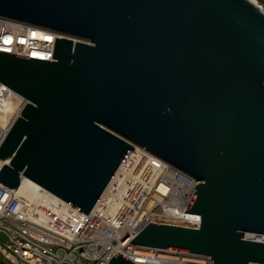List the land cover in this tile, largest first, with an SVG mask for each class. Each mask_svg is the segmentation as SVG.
<instances>
[{
	"label": "water",
	"instance_id": "95a60500",
	"mask_svg": "<svg viewBox=\"0 0 264 264\" xmlns=\"http://www.w3.org/2000/svg\"><path fill=\"white\" fill-rule=\"evenodd\" d=\"M59 33L53 59L0 52L25 100L0 183L27 178L85 214L133 145L202 183L199 229L150 223L131 244L264 264V12L249 0H0ZM69 38L78 39L74 42ZM111 264H135L119 253Z\"/></svg>",
	"mask_w": 264,
	"mask_h": 264
},
{
	"label": "built area",
	"instance_id": "2783aa9c",
	"mask_svg": "<svg viewBox=\"0 0 264 264\" xmlns=\"http://www.w3.org/2000/svg\"><path fill=\"white\" fill-rule=\"evenodd\" d=\"M60 37L0 18V52L55 61ZM0 88L11 94L7 102L19 101L18 117L25 100ZM133 148L88 215L40 186L29 194L21 190L22 182L15 190L0 183V264H111L118 253L135 264H210L208 256L131 244L150 223L199 229L202 222L201 215L185 213L202 182L145 148Z\"/></svg>",
	"mask_w": 264,
	"mask_h": 264
},
{
	"label": "bare ground",
	"instance_id": "6f19581e",
	"mask_svg": "<svg viewBox=\"0 0 264 264\" xmlns=\"http://www.w3.org/2000/svg\"><path fill=\"white\" fill-rule=\"evenodd\" d=\"M249 1H251L254 4H256L257 6H259L255 0H249ZM261 9L264 12V9L263 8H261ZM8 95H11V94H8L6 91H4L2 88H0V137L1 138L4 135L5 130L7 128H9V126L12 124L13 120L17 117V115H15V113H16V109L19 105V101L17 99H16L18 101L17 105L12 101L13 99H15L14 97L11 100H8V102H7V100L5 98ZM2 102H4V103L1 104ZM21 107H22V105L20 106V108ZM5 163L2 162L0 164V168ZM38 189H39L38 185L35 184L34 182H32L31 180H29L27 178L22 179L21 190L28 192L29 194H32Z\"/></svg>",
	"mask_w": 264,
	"mask_h": 264
},
{
	"label": "rangeland",
	"instance_id": "374dc122",
	"mask_svg": "<svg viewBox=\"0 0 264 264\" xmlns=\"http://www.w3.org/2000/svg\"><path fill=\"white\" fill-rule=\"evenodd\" d=\"M257 3H258V5H259V7L260 8H263L264 9V0H255ZM16 105L18 104V101L16 100V99H13L12 100ZM2 162H0V164H1ZM4 240H5V238H3Z\"/></svg>",
	"mask_w": 264,
	"mask_h": 264
},
{
	"label": "snow or ice",
	"instance_id": "6c2138e0",
	"mask_svg": "<svg viewBox=\"0 0 264 264\" xmlns=\"http://www.w3.org/2000/svg\"><path fill=\"white\" fill-rule=\"evenodd\" d=\"M45 39H50L49 37H45Z\"/></svg>",
	"mask_w": 264,
	"mask_h": 264
}]
</instances>
